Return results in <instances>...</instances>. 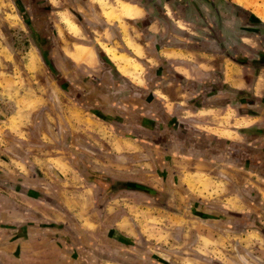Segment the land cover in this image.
I'll use <instances>...</instances> for the list:
<instances>
[{
	"label": "crops",
	"instance_id": "obj_1",
	"mask_svg": "<svg viewBox=\"0 0 264 264\" xmlns=\"http://www.w3.org/2000/svg\"><path fill=\"white\" fill-rule=\"evenodd\" d=\"M44 1L49 33L92 41L60 48L59 60L50 51L54 68L70 63L89 86L59 83L69 130L91 115L89 137L105 141L49 149L44 137L59 139L50 95L26 130L0 95V264H188L177 251L192 221L219 229L217 253L231 245L223 264H264L241 249L264 241V68L253 64L264 40L251 23H239L246 33L223 24L228 13V30L236 11L258 15L235 0ZM38 50L32 68L48 72Z\"/></svg>",
	"mask_w": 264,
	"mask_h": 264
},
{
	"label": "rangeland",
	"instance_id": "obj_2",
	"mask_svg": "<svg viewBox=\"0 0 264 264\" xmlns=\"http://www.w3.org/2000/svg\"><path fill=\"white\" fill-rule=\"evenodd\" d=\"M180 1L182 2L184 0ZM235 1L238 2V0ZM242 1L247 4V8L254 11L258 17L264 20V0ZM33 9H35L36 12H40V14H42L45 13L49 8L44 0H36L35 3L32 0H0V87L1 90L5 89V91L0 95L2 102H7V104H5L3 107L5 112L9 115L16 113V115H13L14 117H12L13 121L18 122L21 125L22 130H26L33 125L36 115L40 117V114H37V111H40L38 107L41 105V103H43L42 98L46 95H50L51 102L48 103L47 106V110L49 111L48 117L51 125L50 129H52L54 126L55 130L53 128V131H55V134L59 137V139H55L52 136H45L44 138L46 139V142L48 141V143H51L49 149L55 147L57 141H60V143H66L69 141L68 143L75 145L80 144L78 145L79 147L90 143L88 140L93 143L105 141V133L101 131L95 132L93 137H89L88 133L94 132L90 125H93L95 122L94 117L91 115V119L87 120V123H84L83 119L90 118V116H87V114L86 116H83V113L80 118V124L76 121V126L78 128L80 125L81 130L79 132L74 133L72 130H69V127L72 126V121L69 115L70 112L73 111V105L69 102H72V100L67 96V94H64L60 90L59 83H57L56 78L47 72V70L36 71L32 68H37L38 65L36 62L40 61L37 54V50L39 48L37 49L35 44H40L42 46L41 43H43L46 48L49 47V49L47 48L48 50L46 49L44 51L50 52L53 49L52 51L55 58L62 59L60 54L61 51L59 50L60 48L64 46L67 48L71 47L73 43L78 41L91 44L92 41L90 37L86 35V37L84 36L81 38H75L69 33H49L45 25L46 23L43 22V20L36 19V21H34L32 11ZM236 12L241 16L237 26L228 30V19H230L229 16H231L228 13V15L226 14L224 18L223 24L226 26V28L224 27V31L227 29V33H246L242 25L239 24L243 21L244 24L245 22L251 23V26H253L251 29H258L254 26L256 22L248 12L243 10ZM56 18L57 15H54V21L57 20ZM216 29L219 31L221 30L219 27ZM33 30H38L40 32L47 30L48 33H42L45 38L38 42L39 37L37 38L36 35L39 33H34ZM248 43H252L251 45H256L258 49L260 48V44L254 42L253 40H249ZM51 55L53 54L50 52L49 57L52 61L53 56ZM238 55L241 57H253L252 51L251 49H248V46H241ZM55 62L52 61L53 64ZM59 64L61 69L59 68V70H57V68H55L57 76H60L64 79L65 77L69 78L72 86L75 82V84H77L75 87L77 88H79V80H81V85L86 87L83 89L88 91L89 86L85 85L86 83H83L84 79L78 76L77 70H73L72 67H70V63H66V61H60ZM54 67H56L55 64ZM65 81L67 80L65 79ZM19 99L20 101H18ZM31 109H34L36 112H30ZM53 116L58 117V119L56 120ZM76 116L79 117L78 110L76 112ZM90 121L93 124H91ZM39 122L40 125L43 123L41 121ZM98 122L102 123V121L100 122L99 119ZM47 126H49V124ZM40 135L41 134L38 133V135L33 138V140L39 141ZM84 150L87 151L86 149ZM69 154L70 153L66 152L67 157ZM177 187L178 190L182 189V187H179L178 184ZM183 190L184 189H182V191ZM189 201L191 206H193L192 204H195L192 199ZM184 203L185 201L180 198L179 204L184 206ZM188 226H190V230H188L186 236V245L183 244L182 249L177 251L178 254L186 256V259H181L188 262V264H223L220 259H227L226 256L231 253L232 249L231 245L228 244L230 246H228V248L226 246L225 251H223V247L218 253L215 251L216 242L213 240H215L214 237H220V235H218L219 229L213 227L211 221H205L204 224L192 221ZM232 236V231L230 234L225 232L224 238L226 239V242H228V239L231 241ZM246 242L248 243V246H242L241 248L242 250H245V253L251 252L257 253L259 255L264 254V241L262 238H260V236L254 235ZM244 243L245 242L243 241L242 244L245 245ZM217 255L221 258H219ZM226 263L233 264L231 261ZM177 264L183 263L177 262Z\"/></svg>",
	"mask_w": 264,
	"mask_h": 264
},
{
	"label": "flooded vegetation",
	"instance_id": "obj_3",
	"mask_svg": "<svg viewBox=\"0 0 264 264\" xmlns=\"http://www.w3.org/2000/svg\"><path fill=\"white\" fill-rule=\"evenodd\" d=\"M34 3L36 2V0H32ZM33 11V16H34V21H36V19L38 20V19H41L42 20V18L45 16V13H42V14H40V12H36V10L35 9H33L32 10ZM39 13V14H38ZM43 22H44V20H43ZM46 25V24H45ZM44 29H45V27H44ZM33 32L34 33H39L38 35H36V37L38 38L39 37V39H38V42L39 41H42L44 38H45V36L42 34V33H44V32H47V30L46 31H44V32H40V31H38V30H33ZM42 44V46L40 45V44H38V46H39V49H41V52H42V54H43V56H44V53H45V51L44 50H46L47 48L49 49V47H45L44 45H43V43H41ZM41 46V47H40ZM45 47V48H44ZM44 58V57H43ZM44 61L46 62V60L44 59ZM46 65H47V67H48V72L53 76V77H55L56 78V81L58 82V83H60L61 85L64 83L63 81H64V78H62V77H60V76H57L56 75V70H55V68H54V65L53 66H50V65H48V63L46 62ZM66 92H67V90H66ZM68 93V92H67ZM68 94H70V93H68ZM169 136V134H163V137H157V139H160V140H162V139H165L166 137H168ZM141 191H148V190H145V189H142V185H140V192Z\"/></svg>",
	"mask_w": 264,
	"mask_h": 264
},
{
	"label": "trees",
	"instance_id": "obj_4",
	"mask_svg": "<svg viewBox=\"0 0 264 264\" xmlns=\"http://www.w3.org/2000/svg\"><path fill=\"white\" fill-rule=\"evenodd\" d=\"M246 12H248L250 14V16L254 19V21H256V25H257L258 29H253V30L259 35L260 40L263 41L264 40V27L262 26V24H264V22H262L261 19L259 17H257L255 14H253V13H251L249 11H246ZM47 53L46 52L44 53V59L46 60L48 65L53 66L52 63H51V59H50V57L48 56ZM260 55H262V56L260 57ZM260 55H259L260 59L254 61V63L252 62L256 68H261V67L264 68V53L261 52ZM238 62H240L241 64H247L246 60L243 59V58L241 59V61H238Z\"/></svg>",
	"mask_w": 264,
	"mask_h": 264
},
{
	"label": "bare ground",
	"instance_id": "obj_5",
	"mask_svg": "<svg viewBox=\"0 0 264 264\" xmlns=\"http://www.w3.org/2000/svg\"><path fill=\"white\" fill-rule=\"evenodd\" d=\"M238 3H239L240 5H242V6H247V4H245V2L242 1V0H238Z\"/></svg>",
	"mask_w": 264,
	"mask_h": 264
}]
</instances>
